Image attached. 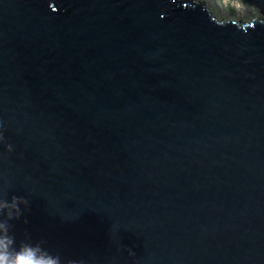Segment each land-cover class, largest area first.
I'll return each instance as SVG.
<instances>
[{
  "label": "water",
  "instance_id": "95a60500",
  "mask_svg": "<svg viewBox=\"0 0 264 264\" xmlns=\"http://www.w3.org/2000/svg\"><path fill=\"white\" fill-rule=\"evenodd\" d=\"M0 188L64 264H264V0H0Z\"/></svg>",
  "mask_w": 264,
  "mask_h": 264
},
{
  "label": "clouds",
  "instance_id": "9594fccd",
  "mask_svg": "<svg viewBox=\"0 0 264 264\" xmlns=\"http://www.w3.org/2000/svg\"><path fill=\"white\" fill-rule=\"evenodd\" d=\"M8 145V151H13ZM29 206V201L22 197H5V190L0 188V264H64L61 257L51 253L43 242H25L16 246L11 235L10 221L19 220Z\"/></svg>",
  "mask_w": 264,
  "mask_h": 264
}]
</instances>
